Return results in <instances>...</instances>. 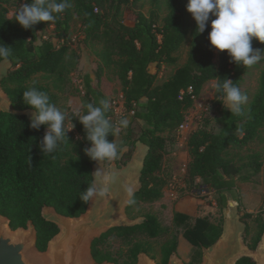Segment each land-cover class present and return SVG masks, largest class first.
Returning a JSON list of instances; mask_svg holds the SVG:
<instances>
[{
	"label": "trees",
	"instance_id": "1",
	"mask_svg": "<svg viewBox=\"0 0 264 264\" xmlns=\"http://www.w3.org/2000/svg\"><path fill=\"white\" fill-rule=\"evenodd\" d=\"M32 3V0H22ZM141 0H68L72 5L57 15L55 24L58 44L52 39H41L39 33L50 26L40 22L30 29H24L15 19H9L7 0H0V45L11 47L7 58L12 67L1 80V88L8 95L16 110L32 109L23 100V92L33 86L46 92L50 101L58 107L59 96L50 85L40 82L38 77L51 79L58 91H63L70 73L79 63V53L68 43L71 20L79 15L84 42L93 48L100 61L108 65L115 63L116 74L122 85L123 105L132 112L133 118L142 122L140 134L132 141L118 142V155L125 146L129 150L124 157L130 158L133 145L140 142L147 148L140 174V188L127 204L125 213L130 219L138 216L143 221L132 225L113 226L91 241V254L96 263L138 264L139 255L154 250L153 241L164 238L160 247V259L156 264H169L170 257L179 247L178 231L164 225L153 213L135 214V207L141 203H154L164 196L167 184L165 156L179 140L178 130L187 121V112L195 104L205 84L211 80L222 82L228 78L242 90V84L250 71L243 65L231 61L227 51L215 49L209 40L211 16L206 30L197 33L196 21L187 11L189 0H165L166 14L161 18L156 10L149 14L135 12L132 24L122 20L123 7ZM160 6L161 0H153ZM97 9V10H96ZM188 42L187 58L182 65L162 83L157 77L165 66H176L178 52ZM253 49L264 54V43L253 38ZM4 58H0V62ZM155 64V71L151 65ZM256 66V65H254ZM253 67V66H252ZM100 65L97 83L90 73L83 76V106L90 102L98 104L108 99L99 88L103 71ZM242 92H244L242 90ZM245 93V92H244ZM222 93L215 91L214 102L219 106L213 122L217 130L207 124L193 129L187 140L190 160L185 183L202 185L211 191L217 204L224 209L231 199L236 201L237 180L249 181L263 168V154L250 150V144L259 141L264 144V65L260 73L259 89L252 100L243 106L247 113L232 115L226 109ZM86 109L83 107V113ZM70 112L68 120L76 132L67 131L65 142L57 151L44 155L40 141L46 125L39 129L30 127L31 120L24 113L0 110V215L10 220L13 230L24 227L32 221L36 227V247L46 251L49 241L59 233V227L46 220L42 211L45 206L56 209L62 215L78 217L89 206L79 195L93 180V167L84 148L91 143L86 139V130L76 116ZM106 116L113 122L121 119L111 106ZM130 131L129 133H131ZM113 142L115 137L109 134ZM244 150H248L244 154ZM31 156V165L28 157ZM53 156L55 158H53ZM119 162L118 158L116 159ZM249 169L248 172L244 170ZM200 182L197 183V179ZM264 202V197H263ZM247 218H253L256 231L247 245L255 250L264 234V209L253 214L244 213L241 220L246 223V234L250 233ZM192 219L176 211L175 224L181 225ZM224 221H212L208 217H197L184 235L198 247H210L223 235ZM113 237L120 239L121 247L114 250ZM246 240V237H245ZM251 256H242L236 264H258Z\"/></svg>",
	"mask_w": 264,
	"mask_h": 264
},
{
	"label": "rangeland",
	"instance_id": "2",
	"mask_svg": "<svg viewBox=\"0 0 264 264\" xmlns=\"http://www.w3.org/2000/svg\"><path fill=\"white\" fill-rule=\"evenodd\" d=\"M7 6L9 8L8 16H13L17 8L24 4L22 0H7ZM151 10L159 12L161 18L166 14L165 0H161L160 6H156L153 0H141L135 4H128L123 7L122 20L126 24H132V14L135 12H144L149 14ZM55 24H50L45 30L39 33V37L43 39H52L55 44H58V39L55 36ZM68 43L73 47L80 55L79 63L76 68L70 73L68 81L64 86L63 91H58L52 84L51 79H44L38 77L40 82L47 83L50 85L51 90L57 93L59 96L58 108L61 111H65L68 114L72 112L73 108H80L83 113L82 98L84 95L83 90V76L86 73H90L95 83H97L96 72L100 65H103V71L100 78L99 88L107 95L111 106L115 110V114L119 118H126L129 120L127 128H122L118 135L115 136V142L132 141L136 139L140 134L142 122L133 118L132 112L125 110L123 105V92L121 82L116 74L115 63L111 62L108 65L103 64L100 59L96 56L93 48H90L84 42L83 26L82 21L76 13H74L71 20V26L69 31ZM188 52V42H186L181 50L178 52L179 62L176 66H165L164 69L159 73L157 77V83L165 81L179 65H182ZM264 57V54L262 55ZM264 65V59H262L256 66L251 67L250 71L245 77V81L242 84V90L248 96L247 104L252 100L254 95L259 89L260 85V73ZM155 65H151V70L155 71ZM215 81L211 80L207 82L202 90L200 96L195 100V104L187 112L188 123L193 129L202 127L207 124L209 129L217 130L218 126L213 122V118L217 114L219 106L214 102L215 90L212 88V84ZM31 114V113H30ZM65 127L71 128L70 132H76L73 128V124L66 119ZM132 131L130 134L129 132ZM179 136V140L172 147V151L165 156L166 162V177L167 184L164 187V198L154 203H141L135 207V214L153 212L157 214L164 225H170L174 230L178 231L179 235V247L174 254L181 263L183 264H205L204 250L205 247H198L192 244L187 237L184 235L185 230L191 226L197 217H208L210 220H223L224 226L231 217L239 219L244 213L250 212L257 214L264 209V165L260 173L253 176L249 181L237 180V187L235 188L236 201H233L234 206L228 208H220L217 202L214 200L211 191L206 190L201 186L196 188V185L185 183L181 185L179 182H183L186 176L187 166L189 162V153L187 148L188 139ZM121 153L118 155V160L115 159L111 162H106L105 165H98L99 167H105L111 170L113 167L117 169H123L124 167H132L139 170L141 165L142 157L146 151L144 146L137 142L133 145V152L130 158L124 157V152L129 150L128 146H125ZM250 150L259 151L263 154L264 160V144L259 141H254L250 144ZM244 154L248 153V150L243 151ZM120 166V168H118ZM97 168V169H98ZM249 169L244 170L248 172ZM131 174V172H130ZM137 179V178H136ZM253 180V181H252ZM176 191V197L172 196V192ZM180 202V208L185 209L182 214L191 216L192 219L186 221L181 225L175 224L174 213L176 212V206ZM197 205L195 213H190V208ZM187 210V211H186ZM121 220L129 219L132 222L142 221L143 218L138 216L135 219H130L126 214H121ZM250 225V233L246 234V228L242 233L243 247L245 251L252 256H255V250H251L247 242H250L256 231V223L253 218H247ZM226 229L228 226L225 227ZM100 233L94 235L97 236ZM246 237V240H245ZM165 241L164 238H160L153 241L154 250L151 253L153 258V264L160 259V247ZM114 250H118L121 247L120 239L113 237ZM33 255L37 256L35 259L39 262H45L49 260L48 251H39L36 247L32 248ZM151 257V256H150ZM33 259V260H35ZM259 264H264V258L260 256ZM257 260V259H256Z\"/></svg>",
	"mask_w": 264,
	"mask_h": 264
},
{
	"label": "clouds",
	"instance_id": "3",
	"mask_svg": "<svg viewBox=\"0 0 264 264\" xmlns=\"http://www.w3.org/2000/svg\"><path fill=\"white\" fill-rule=\"evenodd\" d=\"M71 7L68 0H32L30 4L20 5L9 19H15L24 29H30L40 22L54 23L58 14ZM187 11L196 21L198 34L206 30L211 16L216 17L211 20L210 43L219 51L226 50L232 62L250 68L264 59L261 50L253 49L251 43L253 38L264 43V0H189ZM11 54V47L0 45V58L7 59ZM34 85L35 81L33 86L23 92V100L34 109L30 114V127L39 129L41 125L47 126L39 145L46 156L57 151L60 144L65 142L67 131L71 128L65 131L68 113L61 111L50 101L46 92L38 90ZM212 88L222 93L221 101L232 115L247 114L243 106L247 104L248 96L231 79L214 82ZM83 107L86 112L82 113L80 108H73L71 114L83 124L86 139L91 143L90 147L84 148V153L104 166L106 162L114 161L118 157V145L115 140L109 142L108 135H118L122 128L128 127L129 120L121 118L113 122L107 117L106 113L111 108L108 99H100L98 104L90 102ZM31 160L29 156L30 165ZM114 175L111 170L99 167L92 174V182L80 193L79 198L87 204L109 195V186L114 181ZM122 188L129 197L133 196L131 186L125 184ZM128 203L134 204L135 200L129 199Z\"/></svg>",
	"mask_w": 264,
	"mask_h": 264
},
{
	"label": "water",
	"instance_id": "4",
	"mask_svg": "<svg viewBox=\"0 0 264 264\" xmlns=\"http://www.w3.org/2000/svg\"><path fill=\"white\" fill-rule=\"evenodd\" d=\"M4 60L11 62L9 59ZM4 60L0 62V65ZM8 72L9 71L4 66H0V89L7 99V104H3L4 98L0 94V110L12 113H24L30 118V113H32L34 109L22 111L14 109L8 95L1 88V80L8 74ZM144 148L146 151L142 157L139 170L136 171V169H133L130 166L124 167L120 170L117 169V165L116 167H113L111 171L114 172L115 175L113 183L109 186V195L99 197L95 201H90L88 209L84 214L78 217H70L60 214L53 207L45 206L43 208V217L46 220L55 223L60 229L59 233L49 241L47 250L45 251H50V261L44 262L43 264H83L81 248L85 240L89 241V253L93 259L90 246L91 241L95 237L100 236L103 232L113 226L132 225L143 221L132 222L129 219L117 220L116 216L121 205H123V210L125 212L128 200L131 198L129 197L127 202H124L123 204L124 191L122 186L125 185V181L130 175V172L135 174L138 181V185L133 191V194L141 186L140 174L147 152V148L145 146ZM96 163L93 167V173L96 171ZM118 168H120V166ZM232 206H234V204L230 196V205L228 207ZM0 217L6 218L9 227H11L10 220L7 217L3 215H0ZM226 226L230 227V236L222 242V235L215 244L210 247H205L207 248L204 250L205 264H236V261L240 257L246 255L251 256L255 260V256L247 253L243 247L242 233L246 228V223L242 220L240 221L239 219L231 217V219L226 222ZM17 230H19V232H17ZM14 231L15 233L7 231L2 222H0V264H39L31 261L26 256L27 248L32 244L36 245L37 231L34 223L30 221L27 228L21 227ZM98 233L100 234L94 236ZM263 241L264 234L255 249V253ZM174 254H176V252ZM174 254L170 257L169 264H183L174 257ZM151 262H154L153 258L148 254L141 253L139 255L138 264H151ZM95 264L99 263L95 262ZM102 264L114 263L104 262Z\"/></svg>",
	"mask_w": 264,
	"mask_h": 264
},
{
	"label": "bare ground",
	"instance_id": "5",
	"mask_svg": "<svg viewBox=\"0 0 264 264\" xmlns=\"http://www.w3.org/2000/svg\"><path fill=\"white\" fill-rule=\"evenodd\" d=\"M0 94L3 96L4 98V101H3V104H7V99H6V96L5 94L2 92V90L0 89ZM98 165L99 163L97 162L96 163V170L98 168ZM137 177H135V174L133 172H131V174L128 176V178L126 179L125 181V184L129 185L132 187L133 191L136 189L137 185H138V181L136 179ZM129 198V196L124 192V196H123V204L124 202H127V199ZM121 214H126L123 210V205H121L120 209H119V212L117 213V220H121L120 219V215ZM0 222H2L4 228L9 231V232H14L15 231L9 227V224H8V220L6 218H2L0 217ZM12 229V230H11ZM17 232H19V230H17ZM228 236H230V227L228 226V228L226 229V234L224 236V238L222 239V242L228 238ZM263 244L259 246L258 250H259V257L261 256L262 258H264V241L262 242ZM36 245L35 244H32L31 246H29L27 248V252H26V256L27 258H29L31 261L35 262V263H39V264H43L44 262H39L37 261L35 258L37 256L31 254L33 253L32 251V248H35ZM37 248V247H36ZM48 255H49V260L50 261V251H48ZM81 257H82V261H83V264H95L94 260L91 258L90 256V253H89V241L88 240H85L83 242V245H82V248H81ZM35 259V260H33ZM47 262V261H45ZM151 264H153V262H151Z\"/></svg>",
	"mask_w": 264,
	"mask_h": 264
},
{
	"label": "crops",
	"instance_id": "6",
	"mask_svg": "<svg viewBox=\"0 0 264 264\" xmlns=\"http://www.w3.org/2000/svg\"><path fill=\"white\" fill-rule=\"evenodd\" d=\"M155 65V64H154ZM1 67L2 66H4L8 71L11 69V67H12V63L11 62H8V61H6V60H4L2 63H1V65H0ZM213 81H215V80H213ZM188 135H187V138L186 139H188ZM187 141V140H186ZM187 148H188V146H187ZM189 153V152H188ZM190 158V157H189ZM190 160V159H189ZM252 179V178H251ZM253 181V180H252ZM197 183H199L200 182V178H198L197 179V181H196ZM181 185L183 184V185H185V178L183 179V182H179ZM176 194H178V192H176V191H173L172 192V196L173 197H176ZM213 195V194H212ZM163 198H164V196H163ZM213 198H214V200L216 201V199H215V197H214V195H213ZM164 199H166V198H164ZM217 202V201H216ZM197 205L198 204H195V206L194 207H191L190 208V213H195L196 212V209H197ZM176 211H182V212H184L185 211V209H181L180 208V202L177 204V206H176ZM187 211V210H186ZM213 221H216V220H213ZM225 227H226V224H225ZM225 234H226V228H225V230H224V232H223V236H222V239L224 238V236H225ZM263 243H261V245H262ZM258 257H259V250H257L256 251V253H255V259H257V262H258V264H259V259H258ZM260 258V257H259Z\"/></svg>",
	"mask_w": 264,
	"mask_h": 264
},
{
	"label": "built area",
	"instance_id": "7",
	"mask_svg": "<svg viewBox=\"0 0 264 264\" xmlns=\"http://www.w3.org/2000/svg\"><path fill=\"white\" fill-rule=\"evenodd\" d=\"M97 10V9H96ZM190 124L188 123V119L187 121H185L179 128L178 133L180 136L184 137V139L187 138V135H190V132L193 130V128L191 126H189Z\"/></svg>",
	"mask_w": 264,
	"mask_h": 264
}]
</instances>
